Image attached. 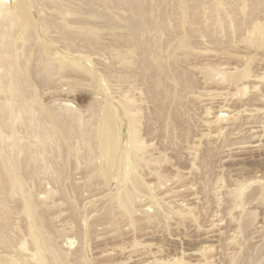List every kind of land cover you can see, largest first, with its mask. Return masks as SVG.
I'll return each mask as SVG.
<instances>
[{
  "label": "rangeland",
  "instance_id": "obj_1",
  "mask_svg": "<svg viewBox=\"0 0 264 264\" xmlns=\"http://www.w3.org/2000/svg\"><path fill=\"white\" fill-rule=\"evenodd\" d=\"M7 1L12 6L19 3ZM24 1L29 3L32 17L21 16L22 31L28 28L27 18L34 21L27 72L30 76L34 74L32 55L41 43L50 49L57 67L49 83L43 85L38 81L42 85L34 87L39 103L49 109L65 104L96 126L94 138L98 147L92 166L99 170L93 177L86 176L91 165L88 167L84 159L76 160L74 165L75 158L70 157L69 160L74 161L72 165H69L72 161L67 164L61 175L63 183L44 176L45 179H39L40 184L31 185L36 194L39 191L42 197L44 192L46 198L44 188L56 191L54 189L64 187L63 191L58 190L54 201H47L55 206L43 210L55 241L60 242V246L65 245L62 248L69 249L70 255L82 248L81 264H232L238 255L243 256L241 250L247 246L246 249L251 248L248 251L257 253L255 264H264V201L254 197L245 201L244 207L252 221L250 219V225L240 232L238 214L245 208L234 205L230 196L242 182L264 181V44L253 30L264 24V0H238V9L230 14L232 20L238 15V26L219 42L212 41L205 33V28L212 24L211 8L215 0H181L180 6L178 0H146L151 10H148L149 3L139 0L146 5L147 11L143 10L149 12H144L146 22L153 21L157 15L167 21L163 23L159 17L160 25L164 26L157 37L152 35L155 39L147 41L148 44L142 42L152 38L150 33L147 39L145 36L146 40L144 36V40L137 36L135 40L130 36L131 26H126V20L114 25L106 23L103 19L107 16H101L102 7L99 9L97 0H86L88 4L84 1L80 7L79 0H72L76 6L71 0H64L80 13L97 9L95 12L100 19L96 18L95 24L87 23L94 24L95 29L102 28V33L98 32L101 41L90 47H84L78 38H75V46H67L56 24L43 25L45 21L33 8L34 0ZM42 2L47 5L49 0ZM112 3L111 10L121 13L116 0V4L113 0ZM92 5L98 8H89ZM123 8L122 12L127 14ZM45 12L51 13L49 7ZM146 14L151 19L148 20ZM113 36H117V41ZM179 36L187 40L188 48L178 45L168 56L166 43ZM125 38L139 48L129 45L131 40ZM125 41L129 48L132 46L130 49ZM151 42L153 46L156 43V50L150 46ZM149 50L155 52L149 53ZM146 54L163 56L155 58L163 62L162 70L172 74L171 77L163 73L160 89L151 85L152 81H157L152 77L154 73L156 79V72L150 65L155 59L148 55L147 60ZM240 56L247 57L246 62L240 61ZM62 58L68 61L62 62ZM143 62L150 65L147 66L152 73L147 69L149 72L142 74ZM245 68L252 73L250 78H246ZM89 73H94L95 77L91 78ZM148 73L152 74L151 78L146 76ZM235 74L238 82L251 80L246 81L248 85L245 81L237 84L240 87L245 84L244 91L231 81ZM252 75L258 77L254 80ZM260 75L263 80L258 81ZM252 79L256 82L252 83ZM97 101L101 102L100 112L93 117L91 110L100 105ZM121 106L131 109L143 145L135 166L138 181L147 187L146 193L139 197L140 203L133 204L130 214L113 197L119 188L120 155L129 147L125 141L126 117L122 115ZM106 110L113 113L112 134L108 140L102 129ZM80 152H85L83 146ZM39 194V200L46 199L45 196L40 199ZM67 200L73 201L75 217ZM21 206L19 197L8 202L11 208L9 236L14 252L20 253L18 245L24 242L28 251L23 254V263L41 264L35 255L29 257L33 244L27 219L19 212ZM244 213L247 214L246 210Z\"/></svg>",
  "mask_w": 264,
  "mask_h": 264
},
{
  "label": "bare ground",
  "instance_id": "obj_2",
  "mask_svg": "<svg viewBox=\"0 0 264 264\" xmlns=\"http://www.w3.org/2000/svg\"><path fill=\"white\" fill-rule=\"evenodd\" d=\"M42 1L44 0H34L32 2L35 13L37 15L40 14L39 17L41 16L43 21H45V23L43 24L44 26H46L47 24L57 25V27L61 31V39L67 46H75V38L81 39L83 43L82 45L84 47L97 46L94 44L101 41L99 39L98 32L100 33L102 28L100 27L98 29H95V26L93 27V25L96 23L94 22V20L96 18L100 19L98 15L99 13H96L98 12L96 11L97 9L95 10L93 8L94 5H92V7H89L93 8L94 11H91L92 9L88 11V9L86 11V14L83 13L84 11L82 12V14L79 12L78 8L69 7L68 5L70 4H67L65 2L67 0H49L47 5ZM79 1L77 2V5L82 4V2L86 0ZM87 1L84 2V4L87 3ZM113 1L115 3V0ZM237 1L238 0H215V2L213 3L211 8V10L214 12V15L212 17V24L205 28L206 35H208L212 41H221L223 39V36H228L232 33L234 26H238V15L233 20L230 19V14L238 9ZM15 2L19 3L12 6L10 5V3H8L7 0H0V251L2 252H0V264H25L23 263V254L24 252L28 251V249L25 248L24 242H21L18 245L19 251L16 249L20 253H15V248H13L12 240L9 236L10 224L8 218L11 212V208L8 207V202L16 197H19L22 201V206L20 207L19 212L23 213L27 219L28 234L31 238V243L33 244V246L31 245L33 247V251L29 254V257H33L35 255L38 259H40L41 264H81L83 257V253L81 251L82 248L80 250H77L73 255L68 254L69 252L71 253V251L67 252L69 249H63L65 245L60 246L58 244L60 242L57 243V240L55 241L54 233L49 230L50 228L47 227L45 218L43 217V210L51 208V204H48L47 201H54L53 198L56 197L55 195L57 194V192L63 191L64 185H60L61 188L63 187L62 190H60L59 187V189H54L56 191H52L53 188L51 189V191H46V189L44 188L48 199L46 198L43 191L42 192L44 194L42 193L43 196L40 197L41 193L39 194L38 191L40 199L45 196V200L38 199V194H36L37 192L35 190L31 189V185L33 183H36V185L40 184L39 179H45L44 176H50V178H54V180H61V175H63V172L65 173L64 170L68 166L67 164L72 161L71 163H69V165H72L73 161L75 160L74 165H76L75 162H78L76 160L80 159H84L88 164V167L89 165H91L90 169L86 171L87 175L85 174L87 178L88 176L93 177V174L95 175V173L99 170V167L92 166L94 156L96 155L95 151L98 147L97 142L94 138L96 126L94 123L88 120L86 121L83 116L78 113L79 111L70 109V107L68 108L65 104H63L64 107H62L60 103H57L59 106L56 107H53L52 104H50L53 108L49 109L43 107L39 103L34 87L40 86L41 83H43V85L47 82L49 83L57 67L53 64V57L50 49H48L45 43H41V47H38L36 49V53L32 55L34 63V74L32 76L28 74L27 60L30 52V44L31 41H33L31 27H33L34 21L33 19L27 18L28 28H26L25 32H23L22 23L20 21L21 16L27 15L32 17L28 10L29 3L24 0H16ZM96 2L99 5V9H101L102 7L101 12L103 13H101L100 11L99 12L101 13V16H103V14H105L104 16H107L106 19L103 20L105 22L107 21L106 23H108L109 25H114V23L118 21H122L123 23L125 20L128 21L129 23L125 21V24H127L126 26H131H129L131 28L130 36L134 37V39L138 37L141 38L140 40H144L145 36L147 39L149 33L151 37L153 34L157 37L160 34L161 27L163 28L164 26V24L163 26L160 25V18H162L163 23L166 22L167 24L165 17L163 18L162 16L158 15L152 18L153 21H149L150 23L152 22L151 25L149 24V22H146L144 12L147 11V8H145L146 11H144L145 4L143 3L144 5H142L143 1L116 0V3L119 5L117 6L121 7L123 10V7H125V10L128 11V15L124 14V11L122 12L121 8V10L119 9L121 13L112 11L110 8L113 7L112 0H97ZM144 2H146V0ZM73 4H75L76 6V3ZM92 4H94V2H92ZM177 4L180 6L181 0H178ZM148 5L151 4L149 3L147 4V6ZM47 7H49V9L51 10V13L49 14L45 12ZM87 7L88 6H86V9ZM118 7L116 9H118ZM149 9L150 7L148 6V10ZM73 14L75 15L72 16V18H69V16ZM123 14L126 16H124ZM148 16L146 14L147 19H151V17L149 18ZM166 16L169 17L168 15ZM90 21L94 22L92 26L89 25L91 23ZM87 22L90 23L88 24ZM145 23L150 27L145 25ZM105 26H107V24H105ZM99 29L100 31H97ZM253 30L260 38V42L264 44V24L255 26ZM113 33V31L111 34L109 33L110 36ZM143 36L144 39H142ZM116 37L117 36H113V39L115 41H117ZM126 38V41L131 40H128ZM153 38L154 37H152L150 40L145 39V42H139H142V44H148L147 41H153L155 39ZM126 41L125 43L127 44L128 42ZM169 41L168 43H166L167 51L165 50L168 56L172 55V51L174 50L173 48L178 45L186 48H188L189 46L187 40L183 37L181 38L180 36L175 37L174 39ZM132 42L133 41L131 40V43L128 44L138 46L139 48V45H136V43L132 44ZM154 42H151L152 45L150 46H153ZM155 45L153 46L154 48ZM131 47L132 46H130V48ZM130 48L128 47V49ZM150 50L148 52L152 53L153 50ZM115 55L122 56L123 54L115 53ZM148 55L151 56V54ZM248 56L249 55H247V57ZM155 57L159 58L163 56L159 55ZM155 57H153L155 60L153 58H150L154 60V66L150 64L149 61L148 62L152 66L151 70L154 69L156 72V79L154 77V73L153 75L151 74L154 70L151 71L149 69L150 67L148 68V66L150 65L147 64V66L143 62V65L141 64L142 67L140 70H142V74L144 75L147 72L151 71V73H148L146 76H149L151 74L154 78V81L157 80L154 83L152 81L151 85L155 86L156 89H160L161 76L165 73H168L169 75L170 71L167 72L166 70L164 71V69L162 70V68L164 67V65H162L163 62ZM242 57L244 58V56ZM242 57L240 56L239 58L242 59ZM247 57L244 58L245 60L240 59V61L246 62ZM143 58L145 59L146 57ZM146 59L149 60V57ZM123 60L126 61L127 59L124 58ZM147 60L144 61L146 62ZM65 61L68 60L62 58V62ZM147 69H149V71ZM263 71L264 70H262V72ZM247 72L246 70L245 72H243L244 76L246 77L248 75L246 78H250L249 75H251L252 73L250 72L249 74L248 72L247 74ZM92 74L94 73H89L90 77H95V75ZM235 75L234 77L233 75L232 77H230L231 81L233 80L234 84L237 85L243 80L241 79V77H239V79H241L242 81L240 80L241 82H238V75ZM169 76L172 77V74ZM252 76L254 80L256 77H258V75H255L256 77L254 75ZM261 76L262 75H260L261 79L259 78L258 81L263 80ZM142 77L144 76L142 75ZM102 79V82L105 83V77H102ZM248 80L251 81L250 79ZM248 80L246 79L247 82ZM36 81L37 83L38 81L41 83H38L39 85H37ZM247 82L246 85H248ZM255 82L256 81H253L252 79V83ZM263 82L261 84H263ZM246 85L244 84V86L238 87L240 88V90L242 88V90L244 91V87H247ZM155 88H153V90ZM158 91L159 90H157L156 92ZM98 104L100 105L94 106V108L91 110V114L93 115V117H97L99 115L101 102L99 101ZM121 108L122 115L126 117L127 136L125 141L126 145L129 144V147L127 149H124V151L122 150L120 155V158L122 160L119 164V188L117 193L113 197L115 201L124 209V211L127 214H130L133 211V204L136 202L138 203L140 200H142L139 197L141 194L146 193L147 187L145 184L138 181V174L136 172L135 160L137 159L138 151L142 149L143 145L140 143V139L135 129V121L132 116V111L128 107L121 106ZM112 114L113 113L110 110H106V112L103 114L102 119L104 138L107 137V140L108 136L112 134ZM81 146H83L85 149L84 153L80 152ZM70 157H73V159H75L70 161ZM28 179H30V182L27 181ZM59 181L58 183H61L62 180L60 182ZM230 196L232 198L231 200L234 202V205L240 208L245 206L244 203L246 204V200L250 198L253 199V197L264 201V181L262 182L260 181V179H257V181L255 182H242L237 185L236 189L230 194ZM67 202L71 214L73 215V217H75V208L73 205V201L67 200ZM247 202H249V200ZM51 206H55V203ZM41 207H43L42 210H40ZM245 210L247 214L244 213ZM244 212L240 213L241 215L238 214V219L240 218V222L238 221V229L240 230V232H244V229L247 228L248 225H250L249 222L251 223L252 221L251 215H249L250 212L248 214L246 208L244 209ZM56 231L58 230L56 229ZM59 233L61 234L62 232ZM244 237V239L247 238L245 235ZM80 246L78 248H80ZM244 246H246V244ZM247 247L241 250L244 251L243 256L238 255V258H234L232 264H255L256 257H258L256 256L257 253H251V251H248L251 248L246 249ZM69 255L72 256V259H69L71 258L69 257ZM70 260L71 262H67Z\"/></svg>",
  "mask_w": 264,
  "mask_h": 264
}]
</instances>
